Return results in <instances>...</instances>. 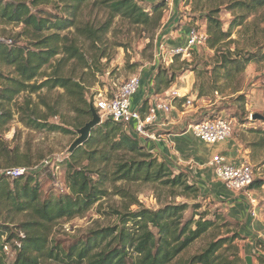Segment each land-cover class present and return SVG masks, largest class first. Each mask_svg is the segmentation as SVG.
I'll return each mask as SVG.
<instances>
[{"label":"trees","instance_id":"1","mask_svg":"<svg viewBox=\"0 0 264 264\" xmlns=\"http://www.w3.org/2000/svg\"><path fill=\"white\" fill-rule=\"evenodd\" d=\"M166 1L148 0L149 5L144 6L140 0H0V23L22 26L20 36L28 39L26 43L19 40L10 44L0 41V61L13 66L17 73V77L11 78L10 83L0 89L1 104L11 103L21 92L37 93L44 87L62 88L71 100L78 103L76 108L81 113L82 128L92 119V104L86 99L84 81L64 75L61 70L71 60L84 64L88 62L80 40L94 45L106 43L112 20L97 28L83 22L80 14L87 6L106 9L111 19L119 17L153 31L162 24ZM47 5H52V8ZM263 7L264 0H234L227 9L239 8L244 14L236 17L238 19L232 21L227 31L219 17L220 7L209 9L205 16L209 46L218 52L219 44L231 37L232 30L242 24L245 16ZM71 28L74 29V36L62 34ZM58 54L63 56L55 70L40 84L31 83L43 74V68L51 65ZM241 54L239 51H223L217 65L231 74L233 70L241 71L253 61L264 60V51L247 56ZM84 67L90 68L91 65L86 63ZM167 70H157L155 93L167 89L176 79V73L168 75ZM148 101H143L141 111ZM31 104L29 101L26 106L20 107L21 122L25 126L36 130L67 131L48 123L46 115L39 113ZM54 113L57 111L54 110ZM10 116L9 112L0 108V127ZM257 122L264 124V121ZM0 158L5 161H0V168L25 166L17 159V150L9 149L2 143ZM64 163L67 164V191L59 195L48 193L44 198L38 177L27 173L14 179L0 175V216L4 210L11 208L20 213L27 212L29 217L16 226L0 221V264H10L6 247L15 254L12 264H40L46 258L67 264H176L194 241L215 227L216 219H222V215L209 217L206 209L201 211L203 205L196 201L201 198L206 202L207 199L200 187L189 182L187 173L175 174L171 166L143 145L124 123L104 119L83 144L74 148ZM94 171L100 175L98 180L91 175ZM110 180L126 183L161 181L170 184V187L181 188V194L195 203H168L158 209L139 207L132 210L131 206L139 205V201L124 193V196L131 197L130 204L125 211H116L119 221L114 226L76 238L68 248L55 244L50 246L49 226L59 219H72L88 211L108 194L105 184ZM259 186H264V181L254 178L249 189ZM118 192L122 189L119 188ZM188 209H191V215L186 216ZM238 236L241 235L235 232L212 241L183 264H242L243 259L237 253L228 254L231 248L239 250L234 243Z\"/></svg>","mask_w":264,"mask_h":264},{"label":"rangeland","instance_id":"2","mask_svg":"<svg viewBox=\"0 0 264 264\" xmlns=\"http://www.w3.org/2000/svg\"><path fill=\"white\" fill-rule=\"evenodd\" d=\"M140 1L144 6H148L150 3L148 0ZM233 1L231 0V2ZM231 2L230 0H174L173 2L167 0L162 24L153 31L130 24L119 17L111 19V14L106 9L87 6L79 17L83 22H89L92 26L99 28L112 20V26L106 35V43L94 45L92 42L80 40L82 51L88 62L84 64L71 60L63 66L61 73L73 76L75 79L82 78L84 87H86V99L94 106L100 94L111 95L133 75H138L142 79L145 75L156 74L158 69H169V71L167 70L168 75L176 73V79L169 87L176 83L181 75H191V78L188 79L200 94L195 102H198L199 98L202 99L198 103H209L220 99L219 103L222 102V104L216 113H219L222 105L226 104L225 115L232 120L233 126L234 124L239 126L240 129L246 130L245 134L251 136L250 140L255 145V155L262 156L254 163V175L257 180L264 181V131H258L264 129V124L257 122L264 120L252 119L254 113L264 115V95L262 94L264 91V60L253 61L241 71L233 70L231 74L225 68L217 65L221 61L220 53L223 51L230 50L232 53L239 51L242 53L241 55L245 56L259 50L264 51V7L245 16L242 24L232 30L231 37L219 44L218 52L211 48L207 41L206 45L192 50L190 57L170 55L172 45L168 43V38L172 41H181L186 37V30L194 26L207 33L205 16L211 8L220 7L219 17L224 30L227 31L232 21L244 14L239 8L227 9ZM221 3L222 5H220ZM47 6L49 9L52 8V5ZM174 23L175 25H173ZM21 32L22 26L0 23V41L28 42L26 36H20ZM73 32L74 29L71 28L63 31L62 34H69L72 37L74 36ZM160 45L164 46L163 50ZM62 56L63 54L56 55L51 61V65L43 68V74L31 83L40 84L43 82L46 76L55 70ZM237 57L239 58L240 55ZM86 63H89L91 67H84ZM14 77H17L15 68L0 61V89L5 88L10 83V79ZM193 80L195 81L193 82ZM153 85L152 83V87H154ZM252 90L260 93L259 102L251 99L250 92ZM224 97L226 100L222 99ZM29 101L39 113L46 115L48 123L59 125L67 131L36 130L25 126L21 122L20 107L26 106ZM77 104L62 88L44 87L37 93L21 92L11 103L0 106L3 111L11 114L8 121L0 127V143L9 149H16L17 159L30 168L27 174L38 177L42 198L48 193L59 195L62 191H67V164L64 161L69 159L72 146L80 136L79 129L82 123L81 113L76 108ZM216 106L218 104L212 106V109H215ZM257 109L259 110L257 111ZM54 110L57 111L56 114ZM245 124H250V126L244 128ZM0 161H4V159L0 158ZM177 173L179 172L176 171L175 174ZM91 175L96 180L100 177L96 171L91 172ZM105 187L108 194L88 211L72 219H59L49 226L50 246L55 244L68 248L76 238L85 237L97 229L114 226L119 221L116 211H125V208L130 204L131 197L124 196V193H129L128 195H132L139 201V205L131 206L132 210H137L139 207L158 209L168 203H189L190 205L195 203L194 200L181 194V188L170 187V184L161 181L126 183L123 180H110L107 181ZM119 188L122 189V192H118ZM255 189L258 190L256 194L259 195L260 204L264 205V186ZM205 198L207 199V197ZM196 202L203 205L201 211L206 209L209 217L217 214L222 215V219H216L215 227L194 241L176 264H183L191 256L204 250L212 241L237 232L238 224L226 216L225 209L218 208L214 201L206 200L205 202L199 198ZM189 215H191V209L186 211V216ZM28 218L27 212L20 213L8 208L3 211L0 221L5 220L10 225L16 226ZM234 243L238 245L239 250L231 248L228 252L229 255L237 253L243 259L242 264H264V254L255 251L246 252L247 247L241 236H238ZM257 246H260L264 252V244L258 241ZM5 250L9 254V262L12 264L15 254L11 252L10 248ZM249 256L250 258H248ZM40 264L67 263H62L54 258H46Z\"/></svg>","mask_w":264,"mask_h":264},{"label":"crops","instance_id":"3","mask_svg":"<svg viewBox=\"0 0 264 264\" xmlns=\"http://www.w3.org/2000/svg\"><path fill=\"white\" fill-rule=\"evenodd\" d=\"M188 30H186V36ZM185 40L186 37L181 41H172L168 38V43L172 47L181 46ZM154 77L155 74L143 76L142 86L133 97V108L140 110L143 101L148 99L143 111L140 110L144 115L155 101L168 96L172 100L173 108L170 113H159L155 122L149 126L151 131L158 134L156 140L141 141L133 133L134 122L127 125L128 131L150 151L156 153L161 160L166 161L175 173L176 171L187 173L189 182L197 184L202 195L207 197L208 201H214L217 206L225 209L226 216L238 224L237 232L243 238L244 245L247 247L246 252L255 251L264 254L261 247L257 246L258 241L264 244V205L260 204L259 195L256 194L258 190L248 189L243 192H234L227 189L209 165L215 155L221 154L231 163L240 164L246 161L254 167L256 160H260L262 156L255 155V145L250 140L251 136L245 134L246 130L240 129L234 124V133L226 141L215 145L202 142L195 136L190 126L214 114L228 117L225 115L227 105L224 103L220 112L216 113L222 104V102L219 103L220 99L209 103H198L202 99L199 98L200 100L195 102L199 93L193 88L191 80L188 79L191 78V75H181L176 83L160 93H155L154 87H152ZM173 91H177L180 97L171 98ZM257 92L252 90L250 97L259 102L260 93ZM262 94L264 95V91ZM222 99L226 100L225 97ZM187 101H191V104H188ZM216 104L218 106L212 109V106L214 107ZM247 126L250 124H245L244 128Z\"/></svg>","mask_w":264,"mask_h":264},{"label":"built area","instance_id":"4","mask_svg":"<svg viewBox=\"0 0 264 264\" xmlns=\"http://www.w3.org/2000/svg\"><path fill=\"white\" fill-rule=\"evenodd\" d=\"M174 0H172L173 2ZM208 34L197 27H191L188 30L185 43L181 46L170 48V55L191 56L192 50L199 46L206 45ZM10 44L12 40H5ZM163 50L164 46L160 45ZM264 85V79H263ZM142 86V79L138 75L128 78L111 95L100 94L95 102L96 109L103 119H112L115 122L130 125L134 122L133 133L141 140H156L158 134L151 131L149 126L155 122L159 113H170L173 104L170 96L155 101L146 114L133 108V97ZM172 97H180L177 91L171 93ZM191 104V101H187ZM191 130L195 136L202 142L215 145L231 138L234 133L232 120L222 115L210 116L200 122L194 123ZM217 178L221 180L227 189L234 192H243L249 189L253 183L255 175L253 167L246 161L240 164H234L227 160L224 155L217 154L209 162ZM30 171L27 166L7 167L0 169V175H7L14 179L25 175ZM253 202V201H252ZM20 235H24L20 232ZM20 245V244H19ZM8 249V247H6Z\"/></svg>","mask_w":264,"mask_h":264},{"label":"water","instance_id":"5","mask_svg":"<svg viewBox=\"0 0 264 264\" xmlns=\"http://www.w3.org/2000/svg\"><path fill=\"white\" fill-rule=\"evenodd\" d=\"M91 111L92 119L88 121L82 128L79 129L80 136L74 142L71 152L74 150L75 147L83 144L88 138V136L91 134L92 130L103 122L100 114L98 113L96 107L93 104L91 106ZM252 119L264 120V115L260 113H254L252 115ZM248 258H250V256ZM248 260L250 261V259Z\"/></svg>","mask_w":264,"mask_h":264}]
</instances>
